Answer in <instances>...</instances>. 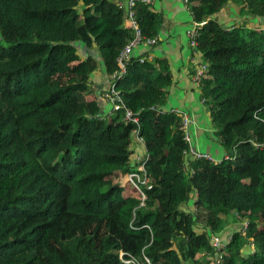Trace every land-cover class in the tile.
<instances>
[{
  "label": "trees",
  "instance_id": "trees-1",
  "mask_svg": "<svg viewBox=\"0 0 264 264\" xmlns=\"http://www.w3.org/2000/svg\"><path fill=\"white\" fill-rule=\"evenodd\" d=\"M117 1L0 0V264H264V0L187 3L206 22L198 87L229 155L219 163L188 159L180 117L162 112L167 58L140 63L141 53L112 78L134 37ZM134 10L158 37L163 14ZM101 71L139 113L149 188L120 182L136 170L137 142L123 110L101 112ZM231 214L248 229L217 259L211 236Z\"/></svg>",
  "mask_w": 264,
  "mask_h": 264
},
{
  "label": "crops",
  "instance_id": "crops-1",
  "mask_svg": "<svg viewBox=\"0 0 264 264\" xmlns=\"http://www.w3.org/2000/svg\"><path fill=\"white\" fill-rule=\"evenodd\" d=\"M152 9L161 12L164 16V24L158 35V42L152 47L139 46L135 49L133 56L137 57L141 53L149 52L153 57L168 59L174 75V83L168 94L164 109L166 111L176 109L187 112L192 119L190 131L194 145L199 150L209 152L215 158L222 160L227 153L215 137L210 114L201 98L198 83L193 80L195 65L192 62V57L194 52L189 45L187 36V30L194 23L192 12L185 0H154ZM226 13L227 9L223 12L224 21L229 17L226 16ZM227 23L234 24L235 21ZM95 81L103 91V95L99 99L102 101L103 111L109 113L112 105L104 98V93L110 87L111 82L102 71L95 76ZM136 142L132 145L135 163L146 152L144 145L137 138ZM124 175L120 179L122 184H125ZM193 209H195L194 206Z\"/></svg>",
  "mask_w": 264,
  "mask_h": 264
},
{
  "label": "built area",
  "instance_id": "built-area-1",
  "mask_svg": "<svg viewBox=\"0 0 264 264\" xmlns=\"http://www.w3.org/2000/svg\"><path fill=\"white\" fill-rule=\"evenodd\" d=\"M137 2H144L152 6L154 0H118L117 3L121 8L126 9V15H125V22H124V27L126 29L131 30L134 33L133 39L122 49L120 52L117 62L119 66V71L114 74L113 77L117 75H122L124 73L128 72L129 66L131 64V59L134 57V51L136 48L139 46L141 47H152L158 42V37H152L148 38L144 35L139 21L136 16V12L134 10V7ZM186 4L188 3V0H185ZM193 15V14H192ZM206 22H200L197 23L194 21L192 26L187 30V36H188V41L189 45L192 48V50H195V48L198 47V41L197 38L200 34L199 32V27L203 26ZM234 26H232L233 28ZM199 54L195 50L194 55L192 57V62L195 65L194 68V75H193V80L196 83H200L202 78L207 74L208 69H209V64L207 62H203L199 59ZM154 57L151 53L147 52L146 54H143L140 56V63H144L146 59L152 60ZM104 98L111 103L112 109L109 113L117 111V110H123L125 113L124 119L131 122L134 125V136L139 140V142L145 145L144 139L139 135L140 132V122L138 118L139 113H135L128 109L125 106L124 100L120 94V91L116 89L115 84L112 85L110 84V87L105 91L104 93ZM204 102V101H203ZM166 111L163 109L162 112ZM171 112H176L178 116L181 119L180 125L181 128L184 132L185 135V140L188 142L189 147L185 152V155L188 157V159H206L211 162L219 163L225 158H229V155L226 154L225 157L222 160H216L213 155H211L209 152H204L199 150L193 143V138H192V133L190 131V125L192 122V119L190 115L187 112H182L180 110H171ZM147 149L144 155L138 159L137 162V167L135 172L133 173H126L125 175L128 176V179L125 180V184L128 182H132L133 185L140 189V186L138 185L139 182L143 183L147 188L151 186V183L148 179L147 176V171L146 167L144 165L145 160L147 159ZM123 184V185H125ZM145 198V195H143ZM195 199H197V194H195ZM240 226L238 227L243 233L245 234L247 229H248V221L245 219H242L240 216H238ZM233 234H214L211 236V245L214 247L216 250V258L219 259V254L226 248L227 244L232 240ZM251 249H254V244L251 241L250 243ZM128 263V262H127Z\"/></svg>",
  "mask_w": 264,
  "mask_h": 264
},
{
  "label": "rangeland",
  "instance_id": "rangeland-1",
  "mask_svg": "<svg viewBox=\"0 0 264 264\" xmlns=\"http://www.w3.org/2000/svg\"><path fill=\"white\" fill-rule=\"evenodd\" d=\"M226 16H229L226 18L227 22H230V21H233V19H236L238 17V14H236V11H233L230 6L227 8V13H226ZM235 21V20H234ZM225 156V155H224ZM224 158V157H223ZM222 158V159H223ZM218 160V159H216ZM122 184V183H121ZM130 186H133V183L130 182L129 183ZM132 188V187H131ZM228 221H230V223H228V226L226 227L225 229V232L223 234H230V233H233L235 231V229H237L240 225V222H239V218L236 216H232L229 215L228 216Z\"/></svg>",
  "mask_w": 264,
  "mask_h": 264
},
{
  "label": "water",
  "instance_id": "water-1",
  "mask_svg": "<svg viewBox=\"0 0 264 264\" xmlns=\"http://www.w3.org/2000/svg\"><path fill=\"white\" fill-rule=\"evenodd\" d=\"M260 20H261L262 22H264V17H261ZM101 112H103V110H102Z\"/></svg>",
  "mask_w": 264,
  "mask_h": 264
}]
</instances>
